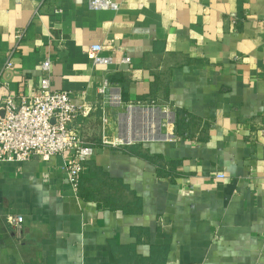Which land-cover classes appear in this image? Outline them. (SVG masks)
<instances>
[{"label": "crops", "instance_id": "crops-1", "mask_svg": "<svg viewBox=\"0 0 264 264\" xmlns=\"http://www.w3.org/2000/svg\"><path fill=\"white\" fill-rule=\"evenodd\" d=\"M89 1L0 0V106L48 79L94 108L76 191L70 152L0 163V264H264V0ZM101 44L130 63L93 66ZM105 80L168 137L101 148Z\"/></svg>", "mask_w": 264, "mask_h": 264}, {"label": "built area", "instance_id": "built-area-1", "mask_svg": "<svg viewBox=\"0 0 264 264\" xmlns=\"http://www.w3.org/2000/svg\"><path fill=\"white\" fill-rule=\"evenodd\" d=\"M88 4L93 9L116 8L108 0H90ZM259 23L264 29V17ZM17 38L20 39L21 35ZM114 52L112 45L101 44L90 47L93 66L106 68L117 63H130L129 58L123 57L118 60ZM42 69L49 71V61L42 64ZM107 88L108 82L105 80L99 89L100 95L106 98L103 107L100 108L102 125L100 146L113 149L132 146L135 144L133 141L126 142L119 139L109 141L106 138L105 131L109 123L104 107L122 105L119 93L115 91L108 93ZM147 107L154 105L130 104L127 109L129 111L131 108ZM93 110V107L86 104L74 105L66 91L52 90L48 79L41 80L39 88L33 95L19 98L5 96L0 106V163L26 162L34 157L47 162L55 155L70 152L71 159L64 166V171L69 185L76 191L84 165L94 154V147L85 141L74 123L78 116L87 118ZM156 110L161 112L158 108ZM261 132L264 134V131ZM216 178L223 180L224 175L217 174ZM7 223L16 236L20 237L23 217L9 215Z\"/></svg>", "mask_w": 264, "mask_h": 264}, {"label": "bare ground", "instance_id": "bare-ground-1", "mask_svg": "<svg viewBox=\"0 0 264 264\" xmlns=\"http://www.w3.org/2000/svg\"><path fill=\"white\" fill-rule=\"evenodd\" d=\"M166 113V112H164ZM142 115L147 120V124H144V127L140 130H135L131 128V124L133 123V117ZM166 118L168 121H165L167 123L170 122L167 114L165 116L161 114L159 111L155 109H134L131 108L128 111V115L123 116L121 123L123 127L125 128L126 132H123V140L126 142H131L133 140H141V141H154L158 139H165L168 137L167 134L162 135L160 133V121L162 118ZM137 122V121H136ZM137 124V123H136ZM159 134V136H158Z\"/></svg>", "mask_w": 264, "mask_h": 264}, {"label": "rangeland", "instance_id": "rangeland-1", "mask_svg": "<svg viewBox=\"0 0 264 264\" xmlns=\"http://www.w3.org/2000/svg\"><path fill=\"white\" fill-rule=\"evenodd\" d=\"M151 106V105H149ZM149 108H154L156 109L157 107H149ZM148 107L142 110H146L149 109ZM161 112L164 113L165 110L161 109ZM128 115V109L127 107H124L122 105L118 106V107H111L108 110V123L109 125L106 127V131H105V135L107 136L106 138H108L109 141H112L114 139H119V140H123V132L125 133L126 130L123 127L121 121H123L122 117ZM137 121V122H136ZM167 121V119H162L161 120V125H160V133L162 135H165V132H167V128H168V123L165 122ZM137 123V124H136ZM147 124V120L144 118V116L139 115V116H135L133 117V123L131 124V128L135 129V130H140L144 127V124ZM163 131V132H162ZM100 137L102 135V125H101V121H100ZM122 136V137H121ZM159 136V134H158ZM99 137V139H100ZM156 141V140H155ZM133 142L136 144H140V143H144L146 141H141V140H133ZM150 142V141H147Z\"/></svg>", "mask_w": 264, "mask_h": 264}, {"label": "water", "instance_id": "water-1", "mask_svg": "<svg viewBox=\"0 0 264 264\" xmlns=\"http://www.w3.org/2000/svg\"><path fill=\"white\" fill-rule=\"evenodd\" d=\"M158 140H160V139H158Z\"/></svg>", "mask_w": 264, "mask_h": 264}, {"label": "trees", "instance_id": "trees-1", "mask_svg": "<svg viewBox=\"0 0 264 264\" xmlns=\"http://www.w3.org/2000/svg\"><path fill=\"white\" fill-rule=\"evenodd\" d=\"M100 144V143H99Z\"/></svg>", "mask_w": 264, "mask_h": 264}]
</instances>
